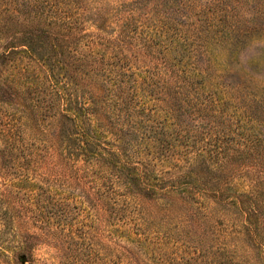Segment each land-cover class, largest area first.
I'll use <instances>...</instances> for the list:
<instances>
[{
  "label": "rangeland",
  "instance_id": "obj_1",
  "mask_svg": "<svg viewBox=\"0 0 264 264\" xmlns=\"http://www.w3.org/2000/svg\"><path fill=\"white\" fill-rule=\"evenodd\" d=\"M25 1L41 15L0 0V264H264L234 229L237 203L264 209L263 75L246 74L264 44L231 55L224 36L253 13L227 15L219 0ZM39 26L42 56L57 46L56 82L43 60L5 55ZM96 102L104 112L82 124ZM128 126L157 145L132 166L173 195L151 201L117 178L109 153ZM201 166L211 187L191 194Z\"/></svg>",
  "mask_w": 264,
  "mask_h": 264
},
{
  "label": "trees",
  "instance_id": "obj_2",
  "mask_svg": "<svg viewBox=\"0 0 264 264\" xmlns=\"http://www.w3.org/2000/svg\"><path fill=\"white\" fill-rule=\"evenodd\" d=\"M231 1V2H230ZM235 3V4H234ZM218 4H220L221 8L223 7V10H225V13L229 15L231 10L238 11L241 9L244 12H251L253 13V17L250 18L246 24H243V28H240L237 30V28H231L228 25V28L225 31V38L227 39V48L226 50L231 54L235 55L236 51L237 53L240 52H247V50H251L252 46H254L257 43L264 44V0H219ZM18 12H22V9L24 7L28 8L27 13L33 15L36 17V15H41V11L39 9L40 6L37 3H29L25 0H18L16 3ZM35 10V11H34ZM34 11V12H33ZM41 26H39L36 30L31 32L29 36H25L24 38H20L19 42L24 43L25 45H22V47H26V49H23L22 51H18V47H9L10 51L5 54L6 56H9L10 54H25L28 56L30 60H43L44 64H46L45 68L46 71L50 72L49 78L57 80V72H55V65L51 64V57H52V51H55L57 49V46L54 44L52 45V51L46 52V54H43L42 52L45 50L43 43V40H39V30ZM240 34V40L236 44H233V37L234 34ZM42 49V50H41ZM25 56V57H26ZM247 65L250 68L249 73L246 72V74L253 78V80H258L256 75H263V78L261 79V83H263L264 86V47H257L254 49V52H252V55L248 57L247 59ZM60 68L67 70L68 66H61ZM29 72L26 69V73ZM34 85V84H33ZM33 85L30 86L33 87ZM53 89L57 88V84L52 82ZM264 88V87H263ZM37 89H40L39 84H35V91ZM119 91L120 94H123L121 92L124 91V86L119 85ZM264 92V89L262 90ZM38 91H36L37 93ZM37 99V98H32ZM46 100L45 98H43ZM40 100V102H43ZM259 100L262 104V107H264V95L259 96ZM47 101V100H46ZM45 102V101H44ZM95 103V102H94ZM99 102H96L95 105H97V108L92 110V112H87L85 109L84 111L81 109L78 112V115H82V121L81 123L84 125H87L89 121H92V117H98L101 116L102 113L105 110L104 106L99 107ZM41 104V103H40ZM125 106L127 108L130 107L129 102H126ZM44 110L42 108V114L45 115V117H48L54 109L53 103L48 101V105L44 106ZM69 111V110H68ZM102 111V112H101ZM39 112V111H38ZM264 112V109H263ZM132 113V112H131ZM129 116L126 118V121L128 124H130V120L132 118V114H128ZM63 116V115H62ZM64 119H70L67 114L63 116ZM73 122V120H71ZM76 122V120L74 121ZM119 120L112 122L113 125L117 126L119 125ZM63 127L64 134L65 131L69 129V126L62 124L61 129ZM118 127V126H117ZM133 126H128L127 128H122L120 132L118 133V142L119 144H115V150L114 152L109 153L110 160V166L113 170H115V173L117 174V178H119L120 181L124 182L128 191L131 194H135L138 192V194L142 197L143 193L145 195H149L151 201H159L160 199H163L162 196H171L173 195L172 191L169 190H161L159 185L157 183L149 184L147 180H151L152 177L149 175L148 166L147 164H143L142 162L138 161L139 165H142L143 168H145L146 172L144 174H141L137 165L132 166V158L134 156H138L139 152L142 150V148H157V145H153L149 139L147 140L146 132H143L142 128L137 127L136 129H133ZM60 129V130H61ZM90 137V139H89ZM87 137V140H85L83 146H82V152L86 156H91L89 151V146L91 145V141L93 140L92 136ZM121 146H126L125 150H122ZM129 149V150H128ZM155 153V152H154ZM126 161L124 163L119 162V160L122 159V157H125ZM122 163V164H120ZM203 165L205 167H208V162H203ZM203 170L204 167L201 166L200 168L193 169L190 172V177L193 178V184L192 191L190 192L193 194L194 192L202 193L209 191V186L205 179L203 178ZM153 180V179H152ZM217 180V179H216ZM215 181V180H214ZM218 182V181H217ZM203 185L204 187H201ZM260 186V184H258ZM177 188L174 186L173 191L175 192ZM221 198L219 197L217 200V203H219ZM258 202V201H257ZM220 204V203H219ZM221 205V204H220ZM236 205V204H231ZM236 213L242 214L245 216L246 220L245 223L242 224L241 228L238 229L237 226L234 228L236 233L242 232L246 235L245 243L247 245H250L252 248L259 250L262 253V256H264V209L263 207L259 205V202L256 205H249L246 206V203H243L239 205L237 203L236 205Z\"/></svg>",
  "mask_w": 264,
  "mask_h": 264
}]
</instances>
